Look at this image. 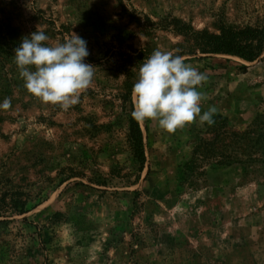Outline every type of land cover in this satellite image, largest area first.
Masks as SVG:
<instances>
[{"label": "rangeland", "instance_id": "rangeland-1", "mask_svg": "<svg viewBox=\"0 0 264 264\" xmlns=\"http://www.w3.org/2000/svg\"><path fill=\"white\" fill-rule=\"evenodd\" d=\"M182 24L263 26L264 0H0V264H264V54L189 53ZM36 30L87 41L95 74L67 110L19 76L14 50ZM141 49L204 72L202 112L217 109L172 133L140 121L142 168L128 140L139 68L122 65Z\"/></svg>", "mask_w": 264, "mask_h": 264}, {"label": "clouds", "instance_id": "clouds-1", "mask_svg": "<svg viewBox=\"0 0 264 264\" xmlns=\"http://www.w3.org/2000/svg\"><path fill=\"white\" fill-rule=\"evenodd\" d=\"M43 31H34L15 48V63L24 88L42 102L58 104L67 110L79 102V94L94 77L87 41L74 34L62 43L48 45ZM208 77L185 63L180 55L154 50L140 65L133 84L134 109L130 113L137 122L153 119L169 133L182 129L198 119L211 125L217 109H201L204 94L198 89ZM5 99L0 108L10 107Z\"/></svg>", "mask_w": 264, "mask_h": 264}, {"label": "trees", "instance_id": "trees-1", "mask_svg": "<svg viewBox=\"0 0 264 264\" xmlns=\"http://www.w3.org/2000/svg\"><path fill=\"white\" fill-rule=\"evenodd\" d=\"M178 31L189 34L197 43V49H191L189 53L200 52L203 54H228L238 56L246 61H255L261 58L264 54V25L254 26L245 25L241 27H226L223 26L218 32H209L207 30H195L193 26L182 24ZM175 55V54H174ZM150 56L149 50H138L135 54H124L122 65L137 66L138 68L143 63V60ZM130 82H126V85ZM133 85V84H132ZM132 90V89H131ZM129 91L131 93L132 91ZM130 95H125V99L130 100ZM134 109L131 104V112ZM253 128H247L245 131H233V139H238L242 134H251ZM128 140L132 148L135 160L139 163L140 168L144 167L146 162V154L143 142V132L139 122L134 120L129 114V132ZM250 152L252 149H248ZM22 213V210L19 211Z\"/></svg>", "mask_w": 264, "mask_h": 264}]
</instances>
